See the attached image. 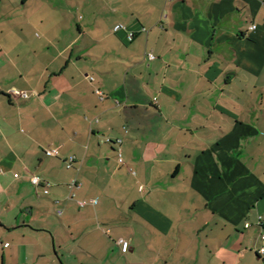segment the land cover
<instances>
[{
	"label": "crops",
	"instance_id": "obj_1",
	"mask_svg": "<svg viewBox=\"0 0 264 264\" xmlns=\"http://www.w3.org/2000/svg\"><path fill=\"white\" fill-rule=\"evenodd\" d=\"M0 243L264 264V0H0Z\"/></svg>",
	"mask_w": 264,
	"mask_h": 264
},
{
	"label": "built area",
	"instance_id": "obj_2",
	"mask_svg": "<svg viewBox=\"0 0 264 264\" xmlns=\"http://www.w3.org/2000/svg\"><path fill=\"white\" fill-rule=\"evenodd\" d=\"M123 28V26H118L115 30H116V32L117 31H119V30H121ZM256 27L255 26H253L251 29L252 30H254ZM133 35H129V40L130 41H132L133 40ZM155 57L152 55V54H150L149 55V59L150 60H153ZM92 80V79H91ZM22 95H24L25 97L27 96L25 93H23ZM108 142H109V140H108ZM46 154L48 155V156H58L59 155V152H58V150L57 149H52V150H47L46 151ZM121 161V160H120ZM74 162V158H71L70 159V161H69V166L71 167L72 166V163ZM16 179H18L20 176H19V174H15V176H14ZM31 182H32V184L34 185V186H40L41 185V183H42V180H41V178H39V177H37V176H33L32 178H31ZM74 186V185H73ZM46 195L47 194H49V191L48 190H46L45 192H44ZM82 205H84V204H82ZM61 213V212H60ZM121 246H122V251L124 252V253H126L127 251H128V249H129V242L128 241H126V240H121ZM7 246H9L8 244H2V243H0V247H7ZM260 253L261 254H264V246H263V248L261 249V251H260Z\"/></svg>",
	"mask_w": 264,
	"mask_h": 264
},
{
	"label": "rangeland",
	"instance_id": "obj_3",
	"mask_svg": "<svg viewBox=\"0 0 264 264\" xmlns=\"http://www.w3.org/2000/svg\"><path fill=\"white\" fill-rule=\"evenodd\" d=\"M51 239H52V243H55L52 237H51ZM63 242H66V241L63 240ZM64 244H65V243H64ZM66 244H67V246H69V242H66ZM51 248H52V254H56L57 251L55 252V250H54V248H53V245H51ZM71 248H72V246H71Z\"/></svg>",
	"mask_w": 264,
	"mask_h": 264
}]
</instances>
